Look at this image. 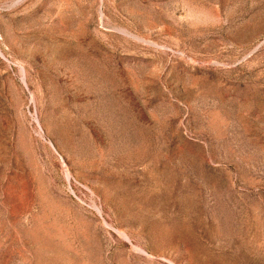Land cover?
<instances>
[{
	"label": "rangeland",
	"instance_id": "1",
	"mask_svg": "<svg viewBox=\"0 0 264 264\" xmlns=\"http://www.w3.org/2000/svg\"><path fill=\"white\" fill-rule=\"evenodd\" d=\"M0 264H264V0H0Z\"/></svg>",
	"mask_w": 264,
	"mask_h": 264
}]
</instances>
